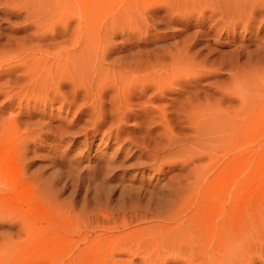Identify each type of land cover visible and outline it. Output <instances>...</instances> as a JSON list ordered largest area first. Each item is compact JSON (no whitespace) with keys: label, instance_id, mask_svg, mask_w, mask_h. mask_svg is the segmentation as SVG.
Masks as SVG:
<instances>
[{"label":"rangeland","instance_id":"obj_1","mask_svg":"<svg viewBox=\"0 0 264 264\" xmlns=\"http://www.w3.org/2000/svg\"><path fill=\"white\" fill-rule=\"evenodd\" d=\"M68 3L69 10L57 13L51 6L50 13L46 11L50 19L54 16V24L48 26L51 31L46 30L44 40L27 37L35 34V29L38 30L35 27L26 32L16 31L20 25L14 24L22 17L12 16L7 20L0 15V60L11 59L16 52L25 50L32 59L41 57L43 51L49 62L54 61L60 48H71L78 28L87 25L88 20L79 25L81 14L76 8L84 6L83 0H67ZM92 5L96 41L102 46L109 40L108 44H116L113 46L118 48L109 53L110 61L140 57L169 66L175 60V69L181 72L211 73L200 81L202 86L240 90L232 102H223L224 108H231L229 111L241 108L243 99L251 102L256 116L252 149L258 159L251 192L260 197L264 192V0H93ZM110 28L116 29L115 33L106 30ZM14 59L8 65L10 68L17 61ZM2 73L0 164L3 167L0 168L3 172L0 176L9 182L0 202L30 212L45 226L37 233V242L28 248L30 253L43 255L64 250L70 235L75 236L73 244L84 245L82 238L89 234L104 247L114 242L127 244L118 240L121 235L145 230L156 232L170 212L167 207L176 203L181 198V188L188 186L191 169L207 162L196 160L191 165L184 163L181 156L149 162L141 154L144 150L153 152L156 145L165 143L163 129L156 127L160 117L156 113L152 121L145 119L146 105L152 102V107H168L172 102L177 103L176 93H165L149 103L153 89H147L141 96L133 95L131 115L121 120L116 118L112 89L104 92L103 101L100 99L103 107L95 113L91 105L94 99L90 101L92 98H86V93L79 96L69 86L51 84L42 90L19 87L20 92L15 83L19 82L15 78L19 73ZM55 81L58 79L52 84ZM176 86L180 91L186 90L182 83ZM214 96L210 97L212 102L220 99ZM168 120L174 133L189 134L190 130L184 129L186 122L178 124L174 115ZM150 127L153 129L149 130ZM246 151L245 145L240 147L242 155ZM166 154L160 152L161 157ZM230 156L231 153L226 160ZM15 169L19 174H15ZM240 199L249 200V192ZM18 228V224L13 227L7 220H0V239L13 233L14 239L23 240L25 236L17 233ZM115 263L145 264V261L139 255H116ZM257 264H264V258Z\"/></svg>","mask_w":264,"mask_h":264},{"label":"bare ground","instance_id":"obj_2","mask_svg":"<svg viewBox=\"0 0 264 264\" xmlns=\"http://www.w3.org/2000/svg\"><path fill=\"white\" fill-rule=\"evenodd\" d=\"M66 1L0 0V15L7 17V20L12 16L22 17L14 24L20 25L16 31L26 32L35 27L38 30L35 29V34L32 33L34 36L30 34L27 37L44 40L47 38L46 30H50L48 26L54 24L52 20L54 16L50 19L46 11L51 6L57 13L68 9L70 5L66 4ZM92 3L93 0H83L84 6L75 7L81 14L79 25H82V21L88 20L87 25L78 28L76 37L71 41V48L70 46L60 48L55 54L54 61L49 59L50 64L47 62L49 56L46 57L43 51L41 57L35 54L33 56L36 58L32 59L31 53L23 50L24 53L16 52L14 57L10 56L11 59L0 60V72H6L8 75L19 73L15 75L19 82L15 83L22 89L31 87L34 90H42V87L51 84L54 87L69 86L79 96L81 92L86 93V98H92L90 101L94 99L91 105L95 113H99L101 106L103 107L104 92L112 89L111 91L115 93V97L112 98L114 107L117 108L116 118L121 120L131 115L129 111L133 95H144L147 89L151 88L154 94L152 93V97L148 99L149 103L152 99L162 98L165 93H176L177 103L172 102L168 107H152V102L146 105L145 119L152 121L157 113L160 121L156 127L163 129L161 135L165 138V143L156 145L153 152L144 150L141 154L149 162L158 161L159 158L167 161L180 156L184 163L191 165L196 163V160L206 159L207 162L191 169L192 176L188 186L181 188V198L178 201L175 199L177 202L167 207L170 212L164 217L156 232L150 233L145 230L136 231L129 236H119L118 240L127 244L114 242L102 247L92 235L85 234L82 236L85 244L79 246L77 243L73 244L75 236L70 235L69 245L64 250H55L43 255L33 254L27 250L31 244L37 242V233L45 226L30 212L15 210L0 202V220H7L13 227L18 224L17 233L25 236L23 240H16L11 233L0 239V264H116V255L132 257L139 255L145 264L261 263L264 258L261 256L264 255V192L260 197L251 192L258 160L252 149L254 131L252 128L256 116L251 108V102L243 99L241 108L229 111L231 108H224L223 102H232L235 94L240 92L239 89L235 92L233 88L232 91H224L217 87L202 86L200 81L203 77L212 75L211 73L203 75L181 72L182 70L175 69L177 67L175 60L169 66L140 57L129 58L126 61L120 59L116 62L110 61L109 53L118 48H115L113 45L116 44L112 45L111 41V45L108 44L109 40H106L105 44L103 42L102 46L96 41L98 33L93 24L95 16ZM59 15L57 14L58 17ZM115 21L117 20L114 19ZM106 30L112 33L116 31L114 28ZM12 58H17V61L10 68L8 65H12L10 63L13 61ZM5 65L9 68H4ZM55 79L58 81L52 84ZM177 83L178 85L182 83L186 90L180 91L177 86L174 87ZM214 95L220 98L218 101L213 98L216 102L210 99ZM184 96L185 98L180 100ZM169 107H174L175 110L171 111ZM149 108L153 109L150 111ZM170 115L178 119V124L181 121L186 122L184 129L190 130L189 134L179 136L174 133V128L168 120ZM243 145L247 147L245 155L240 153V147ZM172 147H175V150ZM161 151H166L165 157H161ZM230 153L232 158L226 160ZM1 165L3 167V164ZM1 172L3 171L0 168ZM22 177L25 178L24 175ZM8 182L5 177L0 176V196L6 191L5 186ZM22 182L25 183L24 179ZM245 192H249L250 199L243 201L240 196ZM20 259L25 260L21 262Z\"/></svg>","mask_w":264,"mask_h":264}]
</instances>
